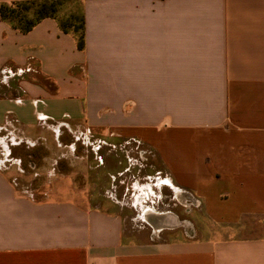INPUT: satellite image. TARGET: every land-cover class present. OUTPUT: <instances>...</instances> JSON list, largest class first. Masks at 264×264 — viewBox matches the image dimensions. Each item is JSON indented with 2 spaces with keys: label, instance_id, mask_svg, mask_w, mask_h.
Returning a JSON list of instances; mask_svg holds the SVG:
<instances>
[{
  "label": "crops",
  "instance_id": "obj_1",
  "mask_svg": "<svg viewBox=\"0 0 264 264\" xmlns=\"http://www.w3.org/2000/svg\"><path fill=\"white\" fill-rule=\"evenodd\" d=\"M81 129L154 148L194 219L151 213L136 181V229L115 193L24 189L5 156L0 264H264V0H65L26 33L0 17V133Z\"/></svg>",
  "mask_w": 264,
  "mask_h": 264
},
{
  "label": "rangeland",
  "instance_id": "obj_2",
  "mask_svg": "<svg viewBox=\"0 0 264 264\" xmlns=\"http://www.w3.org/2000/svg\"><path fill=\"white\" fill-rule=\"evenodd\" d=\"M70 23L78 24L74 19ZM19 138L22 137L11 131L0 133V158L8 156L9 160L20 159L18 169L21 172L16 171V178L24 189L38 193L50 188H78L95 195L99 193L100 196L115 193L118 201L123 198L129 205L131 210L125 211V214L132 226L143 229L147 224L137 216L138 207L134 203L132 188L134 182L138 181L147 188L148 199L145 203L154 209L153 212L166 209L188 219L190 204L184 203L183 207L176 202L174 188L169 178L160 172L161 165L154 155L156 152L148 145L122 136H98L82 129L73 136L65 132L57 138L53 133L46 132L45 136L40 135L31 142ZM141 155L144 160L140 159ZM99 157L104 163L99 162ZM157 176L168 183L160 184L155 178ZM113 189L115 192H112ZM188 216L194 219V214ZM204 224L209 225L205 220ZM215 235L218 233L215 232Z\"/></svg>",
  "mask_w": 264,
  "mask_h": 264
},
{
  "label": "trees",
  "instance_id": "obj_3",
  "mask_svg": "<svg viewBox=\"0 0 264 264\" xmlns=\"http://www.w3.org/2000/svg\"><path fill=\"white\" fill-rule=\"evenodd\" d=\"M65 0H29L0 5V17L8 22L13 28L20 32H28L40 20L54 17L58 7ZM74 19L77 25L70 23ZM62 30H73L77 33V46L82 49L84 46V20L79 15H71L65 21H60ZM79 32V33H78Z\"/></svg>",
  "mask_w": 264,
  "mask_h": 264
},
{
  "label": "flooded vegetation",
  "instance_id": "obj_4",
  "mask_svg": "<svg viewBox=\"0 0 264 264\" xmlns=\"http://www.w3.org/2000/svg\"><path fill=\"white\" fill-rule=\"evenodd\" d=\"M161 182L163 183V181H160V180H159V183H161ZM141 213H142V214H141L142 219H143V220L147 219L146 216H145V214H147L148 212L145 211V210H143ZM148 214H149V213H148Z\"/></svg>",
  "mask_w": 264,
  "mask_h": 264
},
{
  "label": "built area",
  "instance_id": "obj_5",
  "mask_svg": "<svg viewBox=\"0 0 264 264\" xmlns=\"http://www.w3.org/2000/svg\"><path fill=\"white\" fill-rule=\"evenodd\" d=\"M156 178V180H160V177L159 176H157V177H155Z\"/></svg>",
  "mask_w": 264,
  "mask_h": 264
},
{
  "label": "bare ground",
  "instance_id": "obj_6",
  "mask_svg": "<svg viewBox=\"0 0 264 264\" xmlns=\"http://www.w3.org/2000/svg\"><path fill=\"white\" fill-rule=\"evenodd\" d=\"M175 190V189H174ZM177 195V194H176ZM152 210V209H151ZM153 211H154V209H153ZM153 211H151V213H153ZM150 213V212H149Z\"/></svg>",
  "mask_w": 264,
  "mask_h": 264
}]
</instances>
